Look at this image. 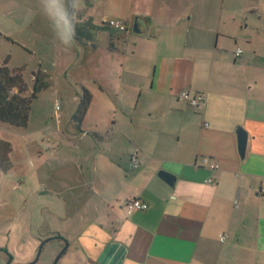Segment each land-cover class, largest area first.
Wrapping results in <instances>:
<instances>
[{"label": "crops", "instance_id": "1", "mask_svg": "<svg viewBox=\"0 0 264 264\" xmlns=\"http://www.w3.org/2000/svg\"><path fill=\"white\" fill-rule=\"evenodd\" d=\"M84 5L76 26L83 37L62 72L65 88L59 92L54 80V181L41 192L53 194L46 207L54 226L39 242H58L56 253L67 245L57 264L263 258L264 0ZM136 17L157 36L135 33ZM113 18L130 29L109 27ZM83 89L91 100L79 119ZM185 90L204 94V103L189 104ZM239 127L248 132L244 157ZM136 152L143 162L133 168ZM161 170L176 176L173 185ZM135 198L149 208L129 213L126 204Z\"/></svg>", "mask_w": 264, "mask_h": 264}, {"label": "rangeland", "instance_id": "2", "mask_svg": "<svg viewBox=\"0 0 264 264\" xmlns=\"http://www.w3.org/2000/svg\"><path fill=\"white\" fill-rule=\"evenodd\" d=\"M84 6V0H79L78 14L85 17ZM74 58L72 50H65L55 39L39 0H0V60L10 68H22L31 89L33 73L41 66L51 76L49 88L32 104L26 128L0 124V138L13 146V166L7 172L0 169V264H30L37 256L33 264H53L60 252L56 253L58 242L45 248L39 242L40 235L54 226L46 207L53 194L41 192L50 190L54 181L50 162L51 137L57 129L51 119L58 98L54 80L59 92L65 88L62 72ZM250 264H264V257L253 258Z\"/></svg>", "mask_w": 264, "mask_h": 264}, {"label": "trees", "instance_id": "3", "mask_svg": "<svg viewBox=\"0 0 264 264\" xmlns=\"http://www.w3.org/2000/svg\"><path fill=\"white\" fill-rule=\"evenodd\" d=\"M78 33L83 37L82 32ZM33 76L34 84L31 89L24 78L22 68H10L6 61L0 63V124H9L16 129L27 127L33 102L41 91L50 86V74L44 69H38ZM90 100L89 91L83 89L76 118L81 119L84 116ZM12 151V144L0 138V169L4 172L13 166Z\"/></svg>", "mask_w": 264, "mask_h": 264}, {"label": "clouds", "instance_id": "4", "mask_svg": "<svg viewBox=\"0 0 264 264\" xmlns=\"http://www.w3.org/2000/svg\"><path fill=\"white\" fill-rule=\"evenodd\" d=\"M39 4L55 39L69 50L77 35L79 0H39Z\"/></svg>", "mask_w": 264, "mask_h": 264}, {"label": "built area", "instance_id": "5", "mask_svg": "<svg viewBox=\"0 0 264 264\" xmlns=\"http://www.w3.org/2000/svg\"><path fill=\"white\" fill-rule=\"evenodd\" d=\"M107 24L109 27L120 30V31H127L130 29L129 26H127V24L124 23L120 19H115V18L110 19V20H108ZM242 52H243V50L241 48H238L236 51V54L241 55ZM181 98H183L184 100H186L189 104H191L193 106H197L201 103H204V101H205V95L204 94H198L195 96H191L189 90L183 91L181 93ZM60 107H61V103H60V101H57L56 108L60 109ZM131 160H132L131 165L133 168L140 167V165L143 162V158L138 155V152H136L135 154L132 155ZM203 161H204V163L209 164L212 168H218L219 167L218 164L211 163L210 159L207 157H205ZM126 208H127V211L129 213H131L137 209L146 210L149 208V204L147 202L141 200L140 198H135V199L130 200L126 204ZM221 239H224V237H222Z\"/></svg>", "mask_w": 264, "mask_h": 264}, {"label": "water", "instance_id": "6", "mask_svg": "<svg viewBox=\"0 0 264 264\" xmlns=\"http://www.w3.org/2000/svg\"><path fill=\"white\" fill-rule=\"evenodd\" d=\"M132 30L135 33H139V34L149 33L150 36H153V37L157 36V32L155 31V29L151 28L150 31L148 32V29L146 27H143L142 21L138 17L135 18V21H134L133 26H132ZM76 37L80 40L82 38L79 33H77ZM237 134H238V142H239V153H240L241 157H244L245 153H246V149H247L248 132L244 127H239L237 129ZM159 175L170 185H173L175 180H176V176L174 174L166 171V170H161ZM42 246H43V244H41V247ZM66 247L56 256L53 264H57L58 260L60 259L63 252L65 251ZM37 259H38V256H37L36 260ZM35 261H33L30 264H33Z\"/></svg>", "mask_w": 264, "mask_h": 264}]
</instances>
